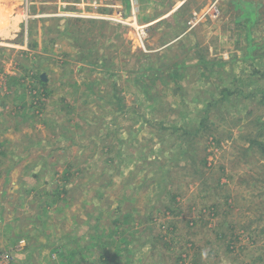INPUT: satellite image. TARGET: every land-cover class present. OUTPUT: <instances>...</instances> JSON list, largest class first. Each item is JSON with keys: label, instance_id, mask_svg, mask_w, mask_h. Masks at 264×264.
I'll list each match as a JSON object with an SVG mask.
<instances>
[{"label": "rangeland", "instance_id": "obj_1", "mask_svg": "<svg viewBox=\"0 0 264 264\" xmlns=\"http://www.w3.org/2000/svg\"><path fill=\"white\" fill-rule=\"evenodd\" d=\"M4 112L0 264H264V0H0Z\"/></svg>", "mask_w": 264, "mask_h": 264}, {"label": "crops", "instance_id": "obj_2", "mask_svg": "<svg viewBox=\"0 0 264 264\" xmlns=\"http://www.w3.org/2000/svg\"><path fill=\"white\" fill-rule=\"evenodd\" d=\"M152 1V0H151ZM184 2V1H183ZM21 101H24V96H17ZM44 98V97H43ZM45 99V98H44ZM138 99L139 98H137V97H135V102L136 103H138ZM140 101V100H139ZM141 102H139V104H140ZM139 104H137V105H139ZM23 107V105L21 106V108ZM6 114H7V112H4V113H0V130H5V131H8V133H13L16 129H13L12 131H11V129L9 128V123H10V120H9V118L6 116ZM17 118L19 117L18 116V113H17V116H16ZM10 135H8L7 133H4V135H3V132L1 133L0 132V137H1V139H2V143H0V152H5V150H6V148H4V147H6L5 146V144L4 143H6V141H7V139H8V137H9ZM14 144H16V142L14 143ZM17 144H18V142H17ZM2 156H3V154H2ZM17 155H15V157H16ZM4 157V156H3ZM15 157L13 158V160L15 159ZM5 160H0V162H1V164H0V167L2 166L3 167V169L6 171V173H7V169H9V171H11L12 170V168L14 167V162H12L13 160L11 159V160H9L8 158H4ZM9 160V161H8ZM37 178H39L38 177V175H37ZM45 178H46V176H45ZM10 181H12L11 179H10ZM61 182V181H60Z\"/></svg>", "mask_w": 264, "mask_h": 264}, {"label": "trees", "instance_id": "obj_3", "mask_svg": "<svg viewBox=\"0 0 264 264\" xmlns=\"http://www.w3.org/2000/svg\"><path fill=\"white\" fill-rule=\"evenodd\" d=\"M251 21H254V20H251ZM251 26H252V24H251ZM249 52V51H248ZM246 59H251V60H254V56L251 58V57H248V58H246ZM140 102H141V100H140ZM3 154V152H0V155H2ZM0 164H1V162H0ZM8 171H7V174H8V172H9V169H7ZM69 187H71V186H69ZM64 188H66L65 190H64V194L62 195V197H61V201H66V202H69V200L70 199H73V197H72V194H75V191L74 190H70L69 188H67L66 187V185H64V187H63V189ZM59 193V194H58ZM39 193L38 192H36L35 193V195H34V197L35 198H38L39 197V195H38ZM57 194L59 195V198H60V194H61V192L59 191V192H57ZM52 197H54V196H52ZM45 205L46 206H50L51 205V202L50 201H48V202H46L45 203ZM44 206V205H43ZM90 226V225H89ZM78 260V259H77ZM99 261L100 262H105L106 263V258H100L99 259ZM111 264H122V262H120V261H118L117 262V259L116 258H114L112 261H111Z\"/></svg>", "mask_w": 264, "mask_h": 264}, {"label": "built area", "instance_id": "obj_4", "mask_svg": "<svg viewBox=\"0 0 264 264\" xmlns=\"http://www.w3.org/2000/svg\"><path fill=\"white\" fill-rule=\"evenodd\" d=\"M118 13H121L120 11H118L116 14H114L115 16L116 15H119ZM121 15H122V13H121ZM121 15H119V17H123V16H121ZM96 16H97V18L98 19H105V20H110V21H115V20H113V19H106V18H102V17H98L99 15H97L96 14ZM104 16V15H103ZM108 18V17H107ZM111 18H114V16H111ZM119 20H122V19H119Z\"/></svg>", "mask_w": 264, "mask_h": 264}]
</instances>
